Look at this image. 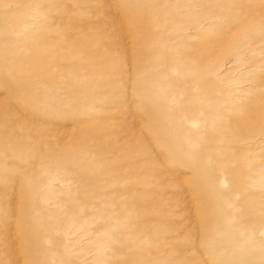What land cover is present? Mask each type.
Masks as SVG:
<instances>
[{
    "label": "rangeland",
    "instance_id": "1",
    "mask_svg": "<svg viewBox=\"0 0 264 264\" xmlns=\"http://www.w3.org/2000/svg\"><path fill=\"white\" fill-rule=\"evenodd\" d=\"M0 264H264V0H0Z\"/></svg>",
    "mask_w": 264,
    "mask_h": 264
}]
</instances>
